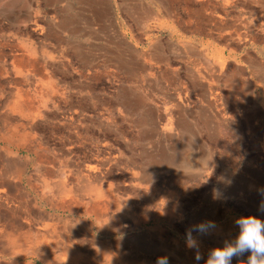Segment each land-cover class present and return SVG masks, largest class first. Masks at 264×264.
Listing matches in <instances>:
<instances>
[{
	"label": "rangeland",
	"instance_id": "rangeland-1",
	"mask_svg": "<svg viewBox=\"0 0 264 264\" xmlns=\"http://www.w3.org/2000/svg\"><path fill=\"white\" fill-rule=\"evenodd\" d=\"M181 1L198 32L177 36L166 67L152 43L164 34L108 46L41 17L39 0H0V264H205L236 218H264V26H249L264 0ZM83 176L120 192L128 214L99 220L86 212L95 194L61 204L54 185L77 193ZM209 220L193 232L197 262L186 233ZM54 228L45 253L37 241Z\"/></svg>",
	"mask_w": 264,
	"mask_h": 264
},
{
	"label": "crops",
	"instance_id": "crops-1",
	"mask_svg": "<svg viewBox=\"0 0 264 264\" xmlns=\"http://www.w3.org/2000/svg\"><path fill=\"white\" fill-rule=\"evenodd\" d=\"M176 1L178 0H39V13L41 17L45 18L71 20V23L67 21L64 32L94 35L97 41H102L108 46H112L117 42H124V36H147L153 34L161 36L164 34L167 36L166 39H153L152 41L153 50L156 53L153 54V57L158 60V65L169 67L172 57L176 55L171 51L170 46L171 44L174 46L175 41L180 40L177 36L198 32L196 31L198 23H195L197 19L192 18L190 11L186 12V7L179 6L177 8ZM180 3L184 4L181 0ZM258 21L260 24L254 22V26H252L253 24L249 26L253 29L263 28L264 15H259ZM76 28L78 30H74ZM201 46L202 44L199 46L200 50ZM101 57L104 56L100 55L96 58L100 59ZM260 65L264 66L263 63L256 62L253 67L259 69ZM191 82L205 90L204 97L207 102V82L205 83L195 74L192 75ZM204 105L209 107L207 103ZM187 127L191 128L190 126ZM80 183L81 185L76 190L77 193L73 190L74 188L67 186L64 179L60 180L58 184H53L59 195L58 201L64 205L66 203L69 204V201L72 200L70 201L71 204L85 206L86 204L80 199L83 200L84 195L95 194L99 199L93 205H86V212L96 211L95 215L99 220L101 218L104 222L107 221L110 216L106 212L110 210H119L125 215L128 214V209L126 207L123 208V201L118 197L120 192L117 193L112 187H105L101 193L96 183L88 181L84 176L81 178ZM68 199L70 200L67 201ZM100 210L105 213L101 214ZM100 222L102 223L103 221H97V223ZM57 235L58 232L55 228L52 231L47 230L41 235L42 239L37 241V243L43 246L45 253L49 252V249L44 246L52 243L54 241L52 237ZM17 241L18 238H11L8 243L14 247ZM32 245L35 246L36 242L32 243ZM102 251H105V249H102ZM62 258L66 262H75L78 259L74 256ZM110 258L112 263L116 264V256L110 254Z\"/></svg>",
	"mask_w": 264,
	"mask_h": 264
},
{
	"label": "clouds",
	"instance_id": "clouds-1",
	"mask_svg": "<svg viewBox=\"0 0 264 264\" xmlns=\"http://www.w3.org/2000/svg\"><path fill=\"white\" fill-rule=\"evenodd\" d=\"M264 197V188L259 189ZM214 198H218L217 190H214ZM259 211L264 212V199L261 200ZM235 225L239 229L233 240L225 241L223 247H215L210 250L205 264H232L233 257L251 253L247 264H264V218L255 214L242 215L236 218ZM214 221H203L193 226L186 233V244L190 249H196L195 260L203 259L199 251V243L193 232L208 234L216 229ZM157 264H168V257L158 258Z\"/></svg>",
	"mask_w": 264,
	"mask_h": 264
},
{
	"label": "bare ground",
	"instance_id": "bare-ground-1",
	"mask_svg": "<svg viewBox=\"0 0 264 264\" xmlns=\"http://www.w3.org/2000/svg\"><path fill=\"white\" fill-rule=\"evenodd\" d=\"M252 28V27H251ZM88 192V191H87Z\"/></svg>",
	"mask_w": 264,
	"mask_h": 264
}]
</instances>
